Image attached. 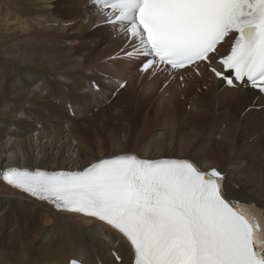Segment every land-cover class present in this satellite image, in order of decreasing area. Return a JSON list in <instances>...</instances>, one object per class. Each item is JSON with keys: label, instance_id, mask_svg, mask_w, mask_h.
Returning a JSON list of instances; mask_svg holds the SVG:
<instances>
[{"label": "snow or ice", "instance_id": "obj_1", "mask_svg": "<svg viewBox=\"0 0 264 264\" xmlns=\"http://www.w3.org/2000/svg\"><path fill=\"white\" fill-rule=\"evenodd\" d=\"M93 3L98 22L125 40L109 60L135 57L141 75L166 73L181 81L208 71L230 89L264 94V0ZM114 82L113 94L128 85L123 78ZM90 88L100 85L92 81ZM0 180L107 225L134 264H264V207L232 196L222 169L193 158L123 153L75 171L16 164L0 168ZM112 255L122 261L115 247Z\"/></svg>", "mask_w": 264, "mask_h": 264}, {"label": "bare ground", "instance_id": "obj_2", "mask_svg": "<svg viewBox=\"0 0 264 264\" xmlns=\"http://www.w3.org/2000/svg\"><path fill=\"white\" fill-rule=\"evenodd\" d=\"M66 1L62 0L61 5H54V9L62 10L57 11L56 14L66 11ZM72 1L77 3L68 9L71 19L60 16L73 22L76 32L74 39L67 35L47 34L49 31L64 34L67 29L64 25H58V28L40 29L42 22L50 23L43 15V10L31 5H20L19 2H13L15 6L0 7V17L6 20L0 27V36L2 34L15 36L19 33L31 35L32 54L37 58L57 61L56 57L74 52L84 42L81 33L86 26L97 24L100 25L98 29L102 32L111 30V35L108 37L99 38L92 35L87 40L86 44L91 52L103 50L87 65H84V59L90 60L92 55L87 53V56H84L79 52L81 48L79 47L77 52L84 59L81 57L76 63L67 66H53L51 69L31 68L28 66L29 59L23 57L21 59L23 65L18 68L15 78H12L5 69L0 70V168L8 165L29 164L42 169L68 166V168L79 170L90 157H94L95 160L85 167L96 162L98 160L96 157L104 154L102 149L97 154L84 149L83 153L87 158L76 159V157L79 158L76 154L73 159H69L65 155L66 161L56 160L45 166L40 158L28 154L26 145L33 144V140L41 141L57 135L71 134L68 129L73 121L71 117L75 116H71L70 112L76 114L77 118L75 117L74 120L77 122L85 120L83 123L86 124L96 120V117H90L92 119L88 120L83 118L90 109L79 114L90 104L108 109L106 106L113 101L114 105L120 101L117 107L119 111H124L126 107L122 102V95L116 92L118 96L116 98L119 101L112 99L114 81L123 78L128 80V85L124 88L126 92L124 100L128 105L149 109L146 111L149 116L164 117L168 113L175 115L174 128L173 121L153 118V121L160 126L159 129L156 127L160 132L155 138L158 149L171 150L173 142L177 141L178 147L170 158H193L205 167L222 169L226 173L225 184L232 196L264 207V148L258 146L264 145L259 139L260 134L264 132V95L253 88L230 89L208 71H204L199 77L192 73L185 74L184 81H181L178 75L169 78L166 73L154 77L141 75L137 71L139 59L135 57L109 60L108 57L114 56L123 46L124 38L118 35V30L113 29L109 24L98 22V19L93 24H89V19H86L85 15H97L93 0H81L83 10L94 11L81 16L73 14L80 1ZM28 53L24 52L25 55ZM101 66L105 69L104 71L99 70ZM92 81L100 85L99 91L90 88ZM169 82L171 84L166 88L165 84ZM200 86H205L206 90L199 92L197 88ZM15 93L23 96L18 95L10 101L8 96ZM134 108H129L128 111L137 115ZM155 108L170 109L174 112H167L165 115L149 112ZM178 110L183 113H177ZM20 114L23 116L21 117ZM128 116L125 113L121 117ZM50 117L53 120L49 119ZM131 117L137 121L136 127L140 128L141 121H138L135 116ZM153 121L151 117H147L144 125L149 126ZM139 128H135L131 136L117 137L114 147L121 151L132 149L129 151L132 154H135L134 151L145 149L149 152L150 147L146 148L143 144L142 149L138 148L140 147L137 138ZM172 131L182 134L180 141L171 139ZM130 132V129H124L118 134ZM216 138L220 139V142L213 147L212 151H207L205 149L207 146L217 143ZM203 141L209 145H205ZM64 142L65 140H62L61 144ZM86 152L90 156H87ZM141 158L155 159L150 156ZM19 193V190L0 180V220L10 222L8 215L12 211H19V214L24 213L28 217L33 215L31 223L34 228L25 231V235L31 236L27 240L29 243L35 242L37 245L35 250L30 249V245H26V248L23 247L18 254L7 251L6 245L0 246V264H69V260L73 258H78L86 264H133L134 256L129 247L125 243L116 245L112 239L113 230L108 226L79 214L57 211L46 202L38 203ZM10 209L12 210L9 213ZM35 218L37 221H34ZM13 240L24 244L21 237L11 236L10 247L16 242H12ZM113 247L121 255L122 261H117L112 255Z\"/></svg>", "mask_w": 264, "mask_h": 264}, {"label": "rangeland", "instance_id": "obj_3", "mask_svg": "<svg viewBox=\"0 0 264 264\" xmlns=\"http://www.w3.org/2000/svg\"><path fill=\"white\" fill-rule=\"evenodd\" d=\"M79 1H80V3L76 8L75 13L72 12L73 14H78L81 16V15L86 14V13L94 12V11L83 10L81 7V0H79ZM13 2H19L20 5H31L33 7L40 9V10H43L44 11L43 15L50 21V23L42 22L40 24V29L46 30V29H49V27L58 28V25L67 26V29L65 30L64 34L58 32V31H49V32H47V34H52V35H56V36L67 35V37H70L72 39L75 38L76 32H75V27H73V25H74L73 22L67 21L64 17L56 14L57 11H62V10L54 9V5L55 4L61 5L62 0H37V1H29V0H24V1L4 0L3 1V0H0V7L6 8V6H15L13 4ZM79 19H81V17ZM5 22H6V20H4L2 17H0V27ZM99 26L100 25H97V24H93L91 26H86L85 30L82 31V33L84 32L85 34L81 33V35L84 37V42L77 47V49L79 47H83L88 54L92 55V58L90 60H85L84 57L77 52V49L74 52L62 54V55L56 57L57 61H55L54 59L37 58L36 56H34L32 54L33 42H32L31 35L26 34V33H19L15 36L10 35V34H2L0 36V40H2V43H0V70L5 69L8 73L11 74L12 78H15L18 68L23 65V63L21 62V59L23 57H27L29 59V62H28L29 67L36 68V69H51V67H53V66H57V67L67 66V65L76 63L77 61L80 60L81 57L84 59V62H85L84 65H87L92 59L96 58V56L98 55V53L100 51H103V50L99 49L94 53L91 52L89 50L87 44H86L87 40L92 35H95L99 38H105V37H108L111 35V30H108L106 32H102L101 30L98 29ZM25 51H27L29 53L27 55H25L24 54ZM99 70L104 71L105 69H103V67L101 66V69H99ZM194 76L199 77V75H195V74H194ZM175 80H177V78ZM170 84H171V82L167 83V87H169ZM197 90L200 92L201 90H206V88H205V86H203V87L200 86L199 88H197ZM67 92H68V90H67ZM119 94L122 95V102H123L124 106L126 107V109L124 111H119V109L117 107V105L120 104L121 102L116 98L118 96H116V92H115V94H112V99H115V100L117 99L116 101L117 102L119 101L120 103L118 102L117 104L114 105L113 104L114 101H113L110 105L106 106V107H108V109L101 108V106H95V104H90L85 111L79 113V114L85 113L90 109L87 113H85V115H84L85 117H83V118L88 120V119H92L90 117H93V118L96 117V120L94 119L95 121L92 120L91 122L89 121L86 124L83 123V121H85V120H82V121L80 120L77 122V120H74L77 118L76 114L74 112L73 113L70 112L71 116L76 117V118L71 117V119L73 118V121H74V122L71 121L70 126H69L70 128L68 129L69 133H71V134H69L68 136L66 134L57 135L54 138H45V139H42L41 141L40 140H37V141L33 140L32 141L33 144H27L26 145V149H27L28 154L30 156L40 158L41 163L46 166V165H49L50 163L55 162L56 160L58 162L66 161L67 158L65 157V155H67V157L69 159H73V157L76 154H78L77 156H79V158L76 157V159H83L86 157L83 153V151H85L86 149L90 150L91 152L96 153V154L100 153V150L102 149L104 151V154L99 156V157H96V159H98L100 157H110L114 154H119V153H122V154L128 153L129 151H132V149L121 151L119 149H116L114 146H115V140L117 139V137H122V136H127V135L131 136L133 134L135 128H139V127H136L137 121L135 119H132L131 116H135L138 121H140V118H142V117H146V118L151 117L152 121H153V118H159L161 120H164V119L170 120V121H173V128L175 127V123H174L175 115H174V113H168L164 117H159V116L154 117L152 115L149 116L146 114V111L149 109L144 108V107L134 108V107H132L126 103V101L124 100V97L126 96L125 89H121L118 92V95ZM18 95L23 96L22 94L15 93V94H10L8 96V98H10L11 99L10 101H12L15 98H17ZM0 100H1V96H0ZM31 108H33V107H31ZM94 108H95V110H93ZM129 108H134V110L137 112V115L129 112L128 111ZM92 111H94V112H92ZM125 113L128 114L129 116L126 118H122L121 116ZM63 115H65V114H63ZM20 116H21V114H20ZM22 116H23V114H22ZM97 116H98V118H97ZM49 119L53 120V118H51V117ZM62 120H63V118H62ZM53 122L55 123V121H53ZM76 124H78L77 125L78 127L76 126ZM154 124L158 129L160 128V126L158 124H156L155 122H154ZM140 125H141V123H140ZM73 127H74V130H73ZM124 129H130L131 132L130 133H124V134H118L119 131H122ZM75 131H76V133H74ZM170 136H171V139H176V140L180 141L181 140L180 137L182 136V134H180L178 131H172L170 133ZM76 138H77V140H76ZM137 138L140 142V147H138V148L142 149V139L139 137H137ZM171 139L169 141H171ZM216 139H217V143H215L212 146H210L208 143L203 141V143L205 145L206 144L209 145L205 148V149H207V151H212L213 147H215L220 142V139H218V138H216ZM259 139L264 143V132H262L260 134ZM62 140H65V142L63 144H61ZM82 140L84 142L81 143ZM67 142H69V143H67ZM49 144H51V147H49ZM169 146H170V143H169ZM258 146L261 148H264V145H261V146L258 145ZM134 147H136V146H134ZM90 151H88V152H90ZM88 152H86V154H87V156H90L88 154ZM94 160H95L94 157H90L87 160V163L85 165L84 164L81 165L80 169L84 168L89 162L94 161ZM23 167L35 168L36 166L26 164ZM60 169L77 170L75 168H68V166H61L57 169L45 168L42 170L56 171V170H60ZM19 194L24 195L28 199H31L35 202L41 203V202L29 197L28 195H26L22 192H20ZM43 203H45V202H43ZM11 210L12 209H10L9 213L11 212ZM18 212L19 211H17V212L12 211L11 212L12 214L10 213L8 215V220L10 221V222H8L9 224L7 223V221L2 222V220H0V244H1L0 246L6 245V246H8L7 251L9 250V252H13V253L15 252L17 254L20 253L22 251L23 247H25L26 245H30L29 248L32 250H35L34 248H36V245H37L35 242L29 243V241H27V240L29 238H31V236L29 234L25 235L26 234L25 231L29 230L30 228L33 230V228H34L33 223H31L33 215H30L28 217L24 213L20 212L21 214H19ZM34 221H37V219L35 218ZM28 226H30V227H28ZM10 235L12 237H14V236L21 237V239L24 240V244L18 243L19 241L17 242V240H18L17 239V240L12 241V242L16 241L14 243L15 247L13 245H11V247H10V245H9V242H11V241H9L11 238ZM0 251H1V247H0Z\"/></svg>", "mask_w": 264, "mask_h": 264}, {"label": "flooded vegetation", "instance_id": "obj_4", "mask_svg": "<svg viewBox=\"0 0 264 264\" xmlns=\"http://www.w3.org/2000/svg\"><path fill=\"white\" fill-rule=\"evenodd\" d=\"M213 103V102H212ZM173 110L170 109H164V108H155L150 110L152 114H158V115H165L167 112H172ZM174 112V111H173ZM177 113H183L182 111L178 110ZM141 126L139 130L137 131V136L142 139V144L144 147H150L149 152L147 150H137L134 151L138 156L141 157H153L155 159L160 158H170V156L173 154V151H175L178 147V142H173V146L171 150H166L165 148L158 149L156 146L155 138L157 135H159V130L156 128L153 122L150 123L149 126L144 125L146 121V117L140 118ZM132 153V152H129Z\"/></svg>", "mask_w": 264, "mask_h": 264}, {"label": "trees", "instance_id": "obj_5", "mask_svg": "<svg viewBox=\"0 0 264 264\" xmlns=\"http://www.w3.org/2000/svg\"><path fill=\"white\" fill-rule=\"evenodd\" d=\"M76 3L77 2H75V1L67 0L66 1V6H67L66 11L59 12L58 14L65 16L68 20L71 19V16L68 13V9L71 8L73 5H76ZM85 18L89 19V24H93L97 20V15L96 14L85 15ZM79 52L83 53L84 56H87V52L83 47L79 48Z\"/></svg>", "mask_w": 264, "mask_h": 264}]
</instances>
